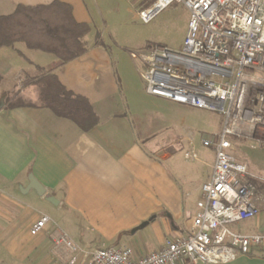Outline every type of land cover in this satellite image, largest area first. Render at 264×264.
I'll list each match as a JSON object with an SVG mask.
<instances>
[{"label":"crops","instance_id":"0c3cea01","mask_svg":"<svg viewBox=\"0 0 264 264\" xmlns=\"http://www.w3.org/2000/svg\"><path fill=\"white\" fill-rule=\"evenodd\" d=\"M52 1L0 0V15L18 4ZM59 1L70 4L75 20L87 22L90 31L86 51L54 73L87 97L99 120L82 131L47 108L6 107V95L17 88L35 98L30 78L38 67L50 68L55 56L23 42L0 46V264H65L73 253L54 244L60 233L81 250L75 264H86L88 254L105 245L128 246L134 258L156 251L166 237L187 229L210 176L212 148L173 130L182 122L175 109L189 105L146 93L137 64L127 62L131 49L104 45L99 28L107 21L98 0ZM163 137L189 145H158ZM205 148L204 161L197 151ZM184 160L192 162L185 166ZM29 175L44 193L26 189ZM42 215L48 222L31 234ZM231 225L245 233L264 230V202L255 217ZM207 264H264V249Z\"/></svg>","mask_w":264,"mask_h":264},{"label":"built area","instance_id":"2783aa9c","mask_svg":"<svg viewBox=\"0 0 264 264\" xmlns=\"http://www.w3.org/2000/svg\"><path fill=\"white\" fill-rule=\"evenodd\" d=\"M172 2L188 12L180 49L153 43L129 50V56L146 93L222 116L220 133L201 141L213 150L210 176L183 234L166 237L159 249L138 258L128 246L95 248L86 264L225 263L264 249V230L245 233L229 226L255 217L264 202V185L250 180L256 175L245 160L236 161L230 139L264 145V0H154L137 17L148 22ZM47 222L42 215L31 234ZM53 242L73 253L65 264L76 263L74 254L81 250L66 233Z\"/></svg>","mask_w":264,"mask_h":264},{"label":"trees","instance_id":"16d2710c","mask_svg":"<svg viewBox=\"0 0 264 264\" xmlns=\"http://www.w3.org/2000/svg\"><path fill=\"white\" fill-rule=\"evenodd\" d=\"M89 31L87 22L75 20L71 5L59 0L48 4H18L11 13L0 15V46L23 42L27 48L55 56L50 68L38 67L36 75L30 78L35 98L30 100L14 91L6 95L5 106L47 108L82 131L96 126L99 118L87 97L66 88L54 73L57 66L86 51L85 36Z\"/></svg>","mask_w":264,"mask_h":264},{"label":"rangeland","instance_id":"374dc122","mask_svg":"<svg viewBox=\"0 0 264 264\" xmlns=\"http://www.w3.org/2000/svg\"><path fill=\"white\" fill-rule=\"evenodd\" d=\"M153 1L98 0L100 9L107 21L106 26L102 25L99 28L104 45L109 48L121 46L127 50V48L142 49L149 44L156 43L173 49H180L179 46L184 38L188 19L186 8L180 3L172 2L161 9L150 21H141L137 17L138 10L148 6ZM127 62L131 65L134 64L129 57H127ZM18 90L17 88L15 91L18 92ZM174 113L181 117L182 122L177 124L178 127H173V130L178 135L189 136L194 145L202 146L203 138L216 137L221 131L222 116L216 111L186 106L175 109ZM165 138H159L158 145H180L179 150H182L183 145H189L182 139L171 140L166 138L168 141L165 142ZM230 139L233 141L231 153L235 156L236 161L245 160L249 171L256 175L250 180L257 186L264 185V180L259 178H264V145H258L252 139L234 137ZM197 152L200 160L209 159V149L205 148L203 151L198 150ZM191 162V160H184L182 163L186 166L190 165ZM229 226L232 227L233 225L230 224Z\"/></svg>","mask_w":264,"mask_h":264},{"label":"water","instance_id":"95a60500","mask_svg":"<svg viewBox=\"0 0 264 264\" xmlns=\"http://www.w3.org/2000/svg\"><path fill=\"white\" fill-rule=\"evenodd\" d=\"M33 188L35 189L39 194L44 193V187L42 184L35 178L33 175H29L28 177V184L26 186V189ZM147 221H145L143 224H146Z\"/></svg>","mask_w":264,"mask_h":264}]
</instances>
